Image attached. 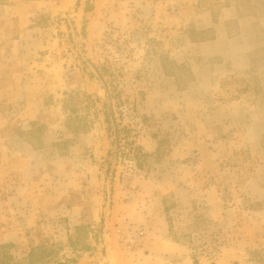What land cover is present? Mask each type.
<instances>
[{
  "label": "rangeland",
  "instance_id": "rangeland-1",
  "mask_svg": "<svg viewBox=\"0 0 264 264\" xmlns=\"http://www.w3.org/2000/svg\"><path fill=\"white\" fill-rule=\"evenodd\" d=\"M0 249L264 264V0H0Z\"/></svg>",
  "mask_w": 264,
  "mask_h": 264
},
{
  "label": "trees",
  "instance_id": "trees-1",
  "mask_svg": "<svg viewBox=\"0 0 264 264\" xmlns=\"http://www.w3.org/2000/svg\"><path fill=\"white\" fill-rule=\"evenodd\" d=\"M111 115L113 116L112 112H111ZM106 123L109 124V119H108V115L106 114ZM113 121L115 123V119L113 117ZM114 134L115 136L117 135L118 136V128L115 127V130H114ZM118 138V137H117ZM42 254H45V251L44 249H39V250H32L30 251V253L28 254V257H27V262L26 264H44L42 262ZM38 255H41L40 257ZM0 264H21V263H17V262H14L13 261V258L12 256L9 254V251L8 249H0ZM25 264V263H24Z\"/></svg>",
  "mask_w": 264,
  "mask_h": 264
}]
</instances>
